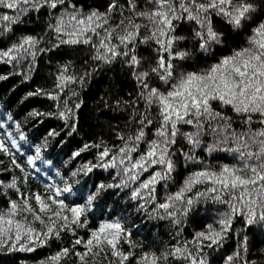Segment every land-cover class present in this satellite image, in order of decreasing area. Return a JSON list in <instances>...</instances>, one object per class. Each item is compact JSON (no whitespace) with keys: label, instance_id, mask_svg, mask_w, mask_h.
<instances>
[{"label":"snow or ice","instance_id":"1","mask_svg":"<svg viewBox=\"0 0 264 264\" xmlns=\"http://www.w3.org/2000/svg\"><path fill=\"white\" fill-rule=\"evenodd\" d=\"M0 8L12 10V14L0 12V33H8L9 40L23 18L35 12L54 19L46 25L56 41L51 47L59 50L70 46L60 53L62 56H71L78 46L92 51L94 67L89 69L85 61L77 69L73 60L65 59L58 66L52 91L37 88L29 93L56 102L55 115L71 130L69 135L79 131L77 110L83 101L70 106L64 100L61 107V94L72 84L83 87L104 66L117 61L127 66L138 88L135 100L117 99V108L140 101L144 104L143 112H134L135 129L127 133V138L123 131L114 133L121 144L109 146L102 139L83 143L71 157L96 149L95 162L85 161L68 178L57 170L62 186L45 172L50 182L43 184L42 191L28 188L29 177L40 178L37 161L48 164L49 171L55 167L54 162L45 160L42 146L36 145L34 154L24 153V163H20L16 157L22 146L8 131L7 122L0 120V153L10 157L12 169H19L23 176L22 184L16 175L7 182L0 179V195L7 197L12 192L15 197H9L6 206L0 208V250L34 252L70 233L72 239L67 246L59 247L37 264H64L68 259L73 264H212L210 257L229 238L237 217L243 218L246 229L264 237V0H106L103 10L99 6L86 8L80 0H0ZM185 23L186 35L181 34ZM241 33H245L243 43L231 47L228 55L207 68H192L189 61ZM43 41V35H21L0 47V61L27 62L31 73L38 53L46 51L39 47ZM140 45L149 46L147 56L139 54ZM153 107L155 119L151 117ZM30 115L53 113L33 109ZM7 119L11 121L12 116ZM237 120L241 130L233 127ZM154 124L157 126L150 133L149 126ZM19 127L17 122V130ZM184 127L192 130L182 131ZM47 135L60 133L51 129ZM207 135L213 138L207 147L209 153L223 145L222 150L233 153L236 162L213 165L199 159L194 150L201 147ZM18 136L25 139L22 131ZM181 139L187 142L188 151L178 148L174 152ZM44 143L46 146L47 141ZM177 152L185 163L193 161L195 170L183 178L175 192L156 203L153 213H162L180 225L183 218L198 211L202 201H212L227 207L219 219L205 224L191 240L159 252L149 249L139 254L135 250L143 245L132 239V231L120 218L88 227L87 217L94 202L107 189H129L128 198L142 201L140 208L155 203L157 185L174 180ZM96 168L115 169L113 182L100 181L85 194L77 181L74 193L72 180L86 177ZM74 194L76 199H70ZM79 229H87L86 237L79 235ZM248 252V237L244 236L236 251L221 259L224 264H249ZM260 252L264 256V249Z\"/></svg>","mask_w":264,"mask_h":264},{"label":"trees","instance_id":"2","mask_svg":"<svg viewBox=\"0 0 264 264\" xmlns=\"http://www.w3.org/2000/svg\"><path fill=\"white\" fill-rule=\"evenodd\" d=\"M80 2L86 8L99 6L103 10L106 0H80ZM3 11H8L9 14H12V10L0 8V12ZM49 20L54 22V19L48 15H38L33 12L23 18L20 26L14 29V35L11 36L10 40L8 33H0V47H6L8 43L15 42L21 35L39 34L44 36V41L39 47L46 49V51L38 53L34 71L31 73L27 71V62L15 64L0 61V77H4L0 79V120L7 122L9 125L8 131L12 132L22 146L20 153L17 154V160L20 163H24L23 154L33 155L35 146L41 145L44 159L52 160L55 164V167H52L49 171L50 166L48 164L41 165L37 161L36 166L41 170L40 178H32L30 176L27 185L32 191H42L43 184L50 182L47 176L52 177L53 180L62 186V181L56 176L57 170L65 178H68L85 161L93 160L95 162L96 149L81 153L76 158L71 157V153L83 143H87L89 140L99 142L102 139L109 146L121 144L114 133L123 131L126 133L125 138H127V133L135 129V124L133 123L134 112L137 109L140 112L144 111L142 101L131 107L123 104L119 108L115 106L117 99L123 101L135 100L136 92L138 91L135 80L128 73L127 66H121V63L117 61L113 65L104 66L102 70L93 73L91 79L83 87L79 84H72L69 89H66L61 94V107L64 100H68L70 106L83 101L80 109L77 110L79 131L69 135L71 130L66 129L64 121L55 115L57 111L56 102L46 96L29 95V93L35 92L37 88L52 91L58 66L65 59L73 60L77 69H80L81 65L87 61L89 69H91V67L95 66L91 60L93 53L87 46H78L76 50L72 51L71 56H62L60 53L67 52L70 46H64L59 50L51 47L56 41L54 34L46 28ZM193 26H195L194 22ZM228 30V26H225V31L227 32ZM232 31L235 32L236 30ZM181 34H187L186 23L181 25ZM244 35L245 33H241L239 36L232 35L227 44L212 45L209 53L200 54L199 58L193 59L189 63L196 70L209 67L219 57L228 55L231 47H235L238 43H243ZM188 46H191V41H189ZM139 49V54L148 55L149 46L140 45ZM69 71L71 72L72 69H69ZM25 75H28L29 79H25ZM72 92L77 93V96L71 95ZM33 109L42 113H53V115L35 117L30 115ZM150 111L151 117L155 119V107ZM9 115L12 116L11 121L7 119ZM17 122L20 125L19 130L16 128ZM156 126L155 124L149 126L150 133L154 132ZM256 126L254 125V127ZM233 127L241 130L238 120L233 124ZM51 129H55L60 135L49 137L47 134ZM181 130L191 131L192 129L184 127ZM2 131L0 130V132ZM18 131L24 133V140L19 138ZM151 138L153 137L150 134L149 139ZM45 140L47 141L46 146ZM202 141L201 147L194 150V154L199 159L213 165L236 162L233 153L222 150L223 145L220 146V149L211 153L207 151L208 145L213 143L211 135L203 137ZM144 147L145 145L142 144L140 150L143 151ZM178 148H183L187 152L189 146L186 141L181 139L173 151L175 152ZM176 155L179 159L177 170L173 174L174 180L168 181L166 185L164 182L157 185L155 203H150L147 208H140L139 204L142 201L137 202L128 198L129 189H107V192L102 194L101 199L94 202V206L87 217L89 221L88 227L97 226L101 220L120 218L125 226L132 231V239L137 244L143 245V248L135 250L139 254L140 251L149 249L159 252L168 249L171 245L181 244L184 240H191L192 235L196 231L202 230L205 224L212 223L214 219H219L220 214L225 212L227 207L215 204L212 201H202L197 205L198 211L183 218V222L180 225L174 224L170 218L163 216L162 213L161 216L153 213L156 203L163 202L167 194L175 192L183 178L189 172L195 170L191 166L194 163L193 161L185 163L181 153L177 152ZM200 166L203 167V165ZM5 169H7V172H5ZM45 172L47 176L43 175ZM150 172L151 170L142 179L146 178ZM12 175L20 177L22 184L23 176L19 169H12L11 158L0 153V179L7 182ZM115 175V169L104 170L96 168L88 176H80L72 180L74 193L79 185H83L82 191L86 194L90 187L94 190L93 186L100 181L105 183L113 182ZM77 181H79V185L76 183ZM85 181H87L86 184L84 183ZM9 197L15 198L12 192H9L7 197L0 195V208L6 206L5 201ZM70 199H76V195L74 194ZM76 202L82 203L83 201L77 200ZM233 225L229 238L210 257L212 264H224L221 256L232 255L237 249L238 242L242 241L244 236L248 237L249 252L247 256L249 264H260L264 260V256L260 252L261 249H264V237L255 234L250 229H246L242 217H237L233 221ZM86 232L87 229L78 230L80 236L86 237ZM70 239L72 237L69 233L61 241L52 242L47 246L38 248L34 252L0 250V264H22V262L23 264H37L39 260L58 250L59 247L67 246ZM124 247L127 250V246L124 245ZM64 264H73V261L68 259L64 261ZM170 264H173V262L170 261Z\"/></svg>","mask_w":264,"mask_h":264}]
</instances>
